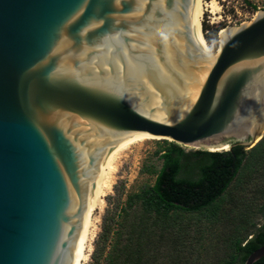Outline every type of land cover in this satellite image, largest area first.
<instances>
[{
	"label": "water",
	"instance_id": "1",
	"mask_svg": "<svg viewBox=\"0 0 264 264\" xmlns=\"http://www.w3.org/2000/svg\"><path fill=\"white\" fill-rule=\"evenodd\" d=\"M199 3L0 0V264H73L104 162L130 138L264 137V9L212 55Z\"/></svg>",
	"mask_w": 264,
	"mask_h": 264
},
{
	"label": "trees",
	"instance_id": "2",
	"mask_svg": "<svg viewBox=\"0 0 264 264\" xmlns=\"http://www.w3.org/2000/svg\"><path fill=\"white\" fill-rule=\"evenodd\" d=\"M222 29L208 31L206 41H218ZM161 143L155 151L161 166L142 169L154 175L153 184L128 194L118 213L104 218L94 264H177L175 253L187 221H204L210 230L201 239L206 244L200 243L205 264H244L264 244V137L249 150L234 145L225 152L185 151L173 142ZM257 217L263 220L259 228ZM162 243L171 250L161 254ZM254 264H264V257Z\"/></svg>",
	"mask_w": 264,
	"mask_h": 264
},
{
	"label": "rangeland",
	"instance_id": "3",
	"mask_svg": "<svg viewBox=\"0 0 264 264\" xmlns=\"http://www.w3.org/2000/svg\"><path fill=\"white\" fill-rule=\"evenodd\" d=\"M204 5L202 29L203 25H207L209 26L208 31H211L218 26H224V28L236 27L250 21L257 11L264 9V0H204ZM208 31L205 32L203 30L204 38ZM206 45L209 53L212 55L216 54L219 48V39L218 41L210 43L206 41ZM162 141L163 139L161 138L151 137L140 139L126 145L115 155V158L111 162V168L107 170L108 173L105 176L107 187L102 191L101 203L97 204L93 213V227L90 241L91 250L88 253L86 264H94L92 254L96 244L99 242L98 244L100 245L101 241H99V237L102 233L104 218H109L117 214L118 209L124 204L128 194L136 192L143 185L153 184L154 175L143 174L142 169L147 165H155L156 168L161 166L162 161L159 155L155 154V151L163 147ZM166 141L171 142L169 140ZM182 147L185 151L202 149L206 151L225 152V150H210L206 147ZM229 147L230 145L226 151L230 150ZM184 223L186 224V220L183 221ZM256 223L257 228H259L263 220L257 217ZM186 230L185 236L181 238V243L176 249L175 255H177L176 258L179 261L177 264H205V252L203 251L205 248L200 249V243L205 245L206 242L201 239L210 236V230L207 229L206 222L201 221L199 225H196L193 221H187ZM254 232L252 231L248 234L247 240L252 238ZM198 239L200 241L197 242ZM108 249L109 247L107 246L104 255ZM170 250L171 247L167 243H162L161 254L162 251L165 254ZM198 253H201L200 259L198 258L199 261L196 260Z\"/></svg>",
	"mask_w": 264,
	"mask_h": 264
},
{
	"label": "bare ground",
	"instance_id": "4",
	"mask_svg": "<svg viewBox=\"0 0 264 264\" xmlns=\"http://www.w3.org/2000/svg\"><path fill=\"white\" fill-rule=\"evenodd\" d=\"M211 6V5H210ZM215 6V5H214ZM204 0H200L199 3V9H198V14H197V30L199 32V35L201 37V40L203 42V45L206 49L207 52V45H206V41L203 35V29H202V18H203V14H204ZM209 8V6H208ZM213 8V5H212ZM215 9V8H214ZM222 33V31H220V34ZM263 134V133H262ZM160 138V137H155V136H151V135H137L133 138L128 139L127 141L123 142L122 144L118 145L113 151L110 152V154L108 155L107 159L104 162L103 165V169L101 172V176L89 209V213L86 219V223L83 229V233L80 239V243L78 246V250L75 256V260L73 264H86V261L88 259V253L91 250L90 247V241H91V236H92V227H93V222H92V217H93V213L94 210L96 209V206L98 203H101V197L103 196V189L107 187V180L105 179L106 174L108 173L107 170H109L111 168V162L112 160L115 158V155L121 150L123 149L126 145L140 140V139H144V138ZM162 139V138H161ZM206 148L210 149V150H227L228 149V145H224V146H206Z\"/></svg>",
	"mask_w": 264,
	"mask_h": 264
},
{
	"label": "flooded vegetation",
	"instance_id": "5",
	"mask_svg": "<svg viewBox=\"0 0 264 264\" xmlns=\"http://www.w3.org/2000/svg\"><path fill=\"white\" fill-rule=\"evenodd\" d=\"M230 144H233V142L231 141Z\"/></svg>",
	"mask_w": 264,
	"mask_h": 264
}]
</instances>
